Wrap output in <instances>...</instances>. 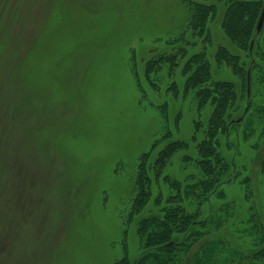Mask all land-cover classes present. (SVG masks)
<instances>
[{
    "label": "rangeland",
    "instance_id": "obj_1",
    "mask_svg": "<svg viewBox=\"0 0 264 264\" xmlns=\"http://www.w3.org/2000/svg\"><path fill=\"white\" fill-rule=\"evenodd\" d=\"M186 23L182 0H8L0 10V264H114L125 252L134 261L141 245L129 212L139 158L149 152L152 162L157 150L183 143L157 170L136 220L159 214L153 200L172 193V181L183 187L202 175L198 149L210 138L229 170L204 213L219 209L226 237L257 249L264 117L254 108H264V26L251 109L225 140L220 129L206 136L213 107L198 104L187 86L196 65L185 66L205 51L211 79L239 89L241 80L225 65L215 70L214 60L220 45L238 50L217 18L210 42Z\"/></svg>",
    "mask_w": 264,
    "mask_h": 264
},
{
    "label": "trees",
    "instance_id": "obj_2",
    "mask_svg": "<svg viewBox=\"0 0 264 264\" xmlns=\"http://www.w3.org/2000/svg\"><path fill=\"white\" fill-rule=\"evenodd\" d=\"M7 2L8 0H0V10ZM182 2L187 11L186 27L190 28L194 35H203L204 41L210 42L208 23L217 18L231 47L238 50L234 53L230 48L220 45L214 60L215 70H218L220 65H225L241 80L239 89H236L230 80L211 79L212 64L205 51L192 55L185 66L188 70L192 65H196L187 79V86L197 90L198 104L205 106L208 103L213 107L206 136L215 138L220 129L227 140L229 127L243 122L251 109L252 103L250 104L248 95L250 73L259 67L254 56L261 38L260 34L256 33V24L264 0H216L218 5L215 2L192 0ZM219 6L222 8L220 13ZM166 61L171 63L176 60L175 57H168ZM148 69H151V64H148ZM244 97L247 104L242 114L236 120L230 119L238 111L239 103ZM254 110L258 116L264 117V108L256 107ZM199 127L198 121L195 124L196 131H199ZM211 141V138L204 141L198 149L201 158L196 164L202 175L194 177L190 184H184L183 187L179 182L172 181V193L164 199L158 195L153 200L154 204L159 206V214L136 220L137 216H142L143 209L152 200V180L160 177L157 170L165 165L167 159L182 147L183 143L176 142L165 146L161 151L157 150L152 162L149 161V152L139 158L136 176L132 182L134 197L129 218L132 224L135 223L141 251L134 261H131L125 252L114 264H264V224H259L254 230L257 239L253 245L257 249L249 252L238 249L231 236L226 237L223 228L226 215L223 219V215L217 213L219 209L214 212L211 206H208V211L204 213L203 208L211 204L212 196H221L219 190L226 182L222 177L229 170L228 164ZM157 144L153 143L152 151ZM198 242L203 244L187 261L189 251Z\"/></svg>",
    "mask_w": 264,
    "mask_h": 264
},
{
    "label": "water",
    "instance_id": "obj_3",
    "mask_svg": "<svg viewBox=\"0 0 264 264\" xmlns=\"http://www.w3.org/2000/svg\"><path fill=\"white\" fill-rule=\"evenodd\" d=\"M263 25H264V3H263V6H262L260 15L258 17V20H257L256 33H260L261 32V30L263 28ZM251 46H252V44H251ZM202 244H203V242H198L191 248V250L189 251V253L187 255V261H189L190 257L194 253V251L197 250Z\"/></svg>",
    "mask_w": 264,
    "mask_h": 264
}]
</instances>
